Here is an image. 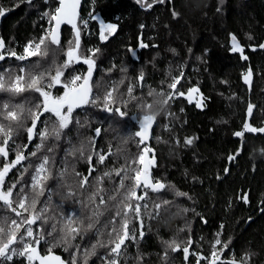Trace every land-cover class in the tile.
<instances>
[{
	"label": "trees",
	"instance_id": "obj_1",
	"mask_svg": "<svg viewBox=\"0 0 264 264\" xmlns=\"http://www.w3.org/2000/svg\"><path fill=\"white\" fill-rule=\"evenodd\" d=\"M146 3H152V7H142L136 0H83L80 21L87 20L88 23L85 26L78 21L80 54L89 56L90 49H99L93 56L92 84L93 96L98 97L100 103L75 110L73 122L67 128L72 137L67 139L64 130L59 140L49 138L38 150L39 137L29 143L27 136L26 128L31 126V119H22L23 127H19L15 122L3 119L2 105L21 104L26 110L39 94L34 91L20 95L0 92V123L14 129L8 145V161L15 158L17 151H23L28 157L8 174L5 184L19 180L14 198L24 187L31 199V176L43 157H49L51 178L37 204V211L47 208L48 222L38 220L32 225L35 233L44 231L49 243L59 234L57 231L53 236L47 235L53 224L59 230L72 216L77 221L83 219L86 225L94 211L103 212L96 228L70 241L68 251L63 247L53 248L68 264H71L73 254L78 264H83L85 250H90L98 240L107 243L110 226L106 229L104 225L114 216L115 206L126 189L121 190L115 201L109 200L110 196L116 195L115 190L124 175L121 173L118 183L112 178L104 181L100 187L105 191L92 203L90 197L98 187L96 175L81 187V180L72 186L75 174L92 165L88 161L89 155L92 161L95 160L92 167L97 168L98 173L101 164L97 161V148L101 139L104 150L108 151L104 154L107 159L103 169L113 172L114 167H128L142 147L138 146L136 126L129 115H144L147 111L143 105L147 104V98L153 101V96L148 93H154L161 86L168 93L172 78L183 73L180 87L182 90L199 87L204 106L196 109L182 101V112L169 117L172 129H162L159 125L160 130L149 139V145L157 154L152 175L166 187L160 192L148 190L145 200L138 201L142 206L143 239H139L137 228L138 224L140 229V222L130 214V228L136 231L138 239L127 242V256L121 259V264H185L181 251L169 249L167 261L163 259L164 242L176 240L183 247L189 238L194 244L198 239L196 246L202 253L211 249V239L219 238L221 246L230 241L228 251H232L234 257L242 260L250 254L248 264H264V133L242 131L245 122L256 127L264 122V48L260 47L264 44V0H164V3L146 0ZM57 6L58 0H31V3L28 0H0V8L5 10L4 15H0L4 51L24 54L29 41L38 42L51 27L44 12ZM174 12L177 15H173ZM101 21L117 26L116 32L104 41L99 35ZM231 33L244 46L247 60L231 52ZM139 39L148 46L138 51V57H133L131 53L137 48ZM60 40L59 46L48 45L47 57L33 56L21 61L8 56L0 63V73L6 77L25 75L30 78V73L48 69L54 75L56 68L66 60L69 41H74L71 26L62 28ZM248 66L253 72L250 90L242 80ZM21 67L25 68L24 73L20 72ZM87 70V65L73 63L65 70L64 77L67 72L70 76L86 75ZM47 82L46 78L44 84ZM146 85H149L148 91ZM130 86L133 88L131 94L128 93ZM113 88L116 89L113 92L116 103L127 113L125 118L101 109L105 93ZM50 91L53 95L63 94L60 86ZM164 98L158 100L159 108ZM249 104L254 105L251 116L247 112ZM54 120L55 117L50 118V114L45 113L37 124V131L43 130L45 122L51 128ZM98 127L101 131L95 140ZM236 132L244 135L237 137ZM2 139L0 137V141ZM187 140L192 143H186ZM110 148L111 155L108 154ZM32 152L36 155H30ZM3 163L5 161L0 157V167ZM131 167L139 165L131 164ZM21 173L23 179H20ZM128 175L132 173L129 171ZM67 183L72 184L69 189ZM125 184L130 186L132 181L127 180ZM144 191L137 189V194ZM177 191L187 195L178 196ZM245 195L247 203L242 199ZM101 196L107 201L106 205L99 204ZM165 200L167 204H164ZM156 204L161 205L159 210L155 208ZM5 216L20 219L0 203V219ZM119 220L120 217H116L117 226ZM49 243L42 241L41 250H48ZM108 252L109 248L97 246L96 254L88 257L87 264H105ZM138 256L142 260L138 261ZM0 264H27V261L14 257L12 261Z\"/></svg>",
	"mask_w": 264,
	"mask_h": 264
},
{
	"label": "snow or ice",
	"instance_id": "obj_2",
	"mask_svg": "<svg viewBox=\"0 0 264 264\" xmlns=\"http://www.w3.org/2000/svg\"><path fill=\"white\" fill-rule=\"evenodd\" d=\"M31 3V0H28ZM138 4L142 7L151 8L152 3H146V0H136ZM153 2L164 3V0H153ZM81 0H58V6L55 7L52 11H45L44 16L49 18V24L51 27L46 31L45 35L40 37L39 41H29V43L24 48V54H18L14 50L4 51L5 43L2 38H0V61L5 60L6 56L14 57L17 60H26L33 56L47 57L49 55L48 45L59 46L61 43L60 40V29L61 25L67 24L70 25L74 32V41H69V47L65 53L66 60L55 70V74L52 75L48 69H45L42 72H37L35 74H29L30 78H26L25 75H6L0 73V92H8L12 95H20L26 91H34L39 94L36 101L32 104L31 107L25 110L24 105L17 104L11 106L9 103H3V119L15 122L17 126L23 127L22 119L28 118L31 119V126L26 128L28 140L31 142L35 137H39L41 143L36 147L41 149L44 146V142L49 138L59 140L61 134L69 125L73 122V113L77 108H81L85 105L92 104L96 105L100 103L98 97L93 96V84H92V74L95 67V60L93 56L99 51V49H90L89 52L91 55L82 56L80 54L81 48V28L78 24L80 21V9ZM4 11L0 8V15H4ZM177 15V13H173ZM95 19L96 17H92ZM85 26H87L88 21H80ZM117 26L115 24H105L104 21L100 22V39L102 41L107 40L109 35H112L116 32ZM107 33L108 35H105ZM233 48L232 50L239 51L243 54V48L238 44L236 37H232ZM141 47H147V45L141 43ZM261 48H264V44L260 45ZM247 59L246 56L243 57ZM83 62L88 65V70L86 75H75L71 76L67 80H63L65 70L68 69L73 63ZM20 72L24 73L25 68L21 67ZM252 77L251 69L248 70L247 74L244 76L245 82L250 83ZM47 78V84H44L45 79ZM183 78V73L180 76L173 77L172 82L168 84V88L172 91L167 94L166 98L163 100V104H168L170 100L173 99L175 95L185 96L183 91L178 89L181 79ZM143 80V74L138 78ZM27 80V82H26ZM60 86L63 88L62 95H53L50 91L52 88ZM116 89L113 88L107 91L103 97L102 106L103 109L107 112H115L120 117H125L126 112L121 111L119 107L113 108L111 105L115 103L113 92ZM133 88L130 86L128 88V93L131 94ZM198 88H190L187 93V97L191 102L193 94L198 93ZM153 93L149 92L148 95L151 96ZM160 95H164L163 92ZM197 106H200L199 103ZM145 109H152L153 104L148 103L143 105ZM254 105L249 104L247 112L251 116L253 112ZM11 109V110H10ZM25 112L27 116L25 117ZM50 114L51 117H55V120L52 121V127L49 128L45 122V127L43 130L37 131V124L40 122L41 117L45 114ZM156 119V114L148 112L143 115L142 119L139 122V130L135 133V136L139 138L138 146L145 145L139 155L131 160L128 167H121L120 169L114 170L116 176H121V173L124 175L121 177L118 187L116 188V195L109 197V200L115 201L117 196L120 195L122 189H126L123 193V198L115 206L116 211L114 216L104 225L109 237L107 243L102 241H97L96 244L91 246L90 250H85V259L83 264H87V259L89 256L96 254L97 246L103 248H109L107 256L104 258L105 264H121V259L127 256L126 248L127 242L136 241L138 239L136 231L133 228H130L132 223V217L130 214H134V218L140 220L141 217V204L138 201L145 200L148 195V190L152 192H160L165 189L166 185L160 181H153L150 169L155 166V153L154 149L147 146L145 142L149 139L150 130ZM244 129L248 132H262L264 133V128H254L249 123L244 124ZM100 129H96V135L99 136ZM14 129L11 125L5 126L0 123V137H3L0 141V157L5 161L2 167H0V203L4 206L5 209L11 211L15 214L16 217L20 219H10L5 216L0 219V262L12 261L14 257H22L27 261V264H66V261L61 258V256L54 254L53 248L63 247L64 251H68L70 246V241L75 240L77 236H80L82 233H86L96 228V224L99 222V216L103 215V212L97 210L92 213V216L88 217L89 223L85 225L83 219L74 220L72 216H69L66 220L65 225L57 230L55 224L52 225V231L48 232V236H53L54 233L59 231L58 236L49 243L46 238L44 231L41 230L38 234L34 232L32 225L36 224L38 220L43 221L44 223L48 222V218L45 213L47 208L40 209L37 211V204L39 203V197L44 194L46 189L47 181L51 178V173L48 168L50 163L49 157L44 156L42 162L36 166L34 174L31 176V190L32 198L29 199L28 193L25 192L24 187H21L18 192L15 193L14 190L17 188L19 180L11 183L10 185L5 184L8 174L20 165L28 157L24 155L23 151H17L15 158L10 162L9 158V142L13 139ZM236 136H243V132H236ZM186 143L191 144V140H187ZM27 148V145L24 146ZM52 149L49 148V151ZM264 151V149H262ZM149 153H152L149 157ZM81 154H83L81 152ZM109 155H111V148L109 149ZM30 155L35 156L36 152H32ZM234 157H229L233 159ZM107 159V156L100 154L98 156V162L103 164ZM92 156H88V161L91 163ZM131 164L140 165V167L133 168ZM95 168L90 169L89 175L94 171ZM26 172L27 169L25 168ZM131 172L132 175H128V172ZM227 171V170H226ZM79 176V173H76ZM112 172H105L101 177H97V185L95 193L90 197L92 203H95V197L104 192L105 189L99 185L103 184L104 177H111ZM20 179H23V173H21ZM131 180L132 184L126 186L125 181ZM88 184V177L84 176L80 181V186L84 187ZM144 189L143 194L138 195L137 189ZM178 196H186L187 193L176 192ZM242 199L247 203V196H243ZM137 201V203H132ZM168 201L165 200L164 204H167ZM100 205H106L107 201L104 200L103 196L100 197ZM144 208H147V204L143 205ZM161 207L160 204H156L155 208L159 210ZM25 213L27 215H25ZM116 217H120L119 226H117ZM95 221V222H94ZM223 227V225L221 226ZM143 222L140 220V231L139 239H143ZM99 233V229H96ZM219 235V234H218ZM49 243L47 254L41 255L39 250V245L41 242ZM166 249L163 255V259L167 261L168 259V250L172 252L180 251L181 245L176 240L165 241ZM186 246L183 247L182 251L184 253V258L187 261L190 255V248L192 247L193 241L189 238L186 242ZM222 242L219 238L214 241L212 246V251L209 257H204L199 253L196 255V264H200L201 260H207L208 264H248V261L251 259V255H246L242 260L237 261L235 258L229 259L227 261L221 258L222 253L229 248L230 241L223 243L220 249H217L216 246L221 245ZM14 245H19L14 247ZM78 250V246H77ZM137 260H142V257L138 256ZM71 264H78L76 255L73 254Z\"/></svg>",
	"mask_w": 264,
	"mask_h": 264
},
{
	"label": "flooded vegetation",
	"instance_id": "obj_3",
	"mask_svg": "<svg viewBox=\"0 0 264 264\" xmlns=\"http://www.w3.org/2000/svg\"><path fill=\"white\" fill-rule=\"evenodd\" d=\"M141 43H143V44H145V45H147L148 43L147 42H142L140 39H139V44L137 45V48L136 49H134L133 51H132V56L133 57H136V55H137V57H138V54L140 53H138V51L139 50H141V49H143L144 47H141L140 45H141ZM148 46V45H147ZM138 53V54H137ZM7 57L8 56H6V58H5V60L7 59ZM5 60H3V61H0V63L1 62H4ZM88 66V65H87ZM71 76L68 74V72H67V76H65L64 78H63V80H66V79H69ZM243 80V82H244V80L245 79H242ZM140 81V84H141V80H139ZM252 81H253V79H252ZM180 84H181V81H180ZM180 84L177 86L178 87V89L180 90V91H183L184 93H186L190 88H188V89H186V90H182V88L180 87ZM251 84H252V82H251ZM246 86V85H245ZM251 86V85H250ZM146 87H147V91H148V88H149V85H146ZM193 88V87H192ZM195 88H198L199 89V92L198 93H194L193 94V97H192V100H191V102L189 101V99L187 98V97H185V96H178V95H175L174 97H173V99L172 100H170L169 101V103L168 104H163V102H162V106L159 108V102H158V100H160V98H163V97H165L166 98V96H167V94L168 93H170L172 90L171 89H169V92L167 93V92H165L164 91V89H163V87L161 86L160 87V89L159 90H157V91H155L153 94H152V96H153V101H150L148 98H147V104L148 103H151V104H153V107H152V109H150V110H148V109H146V113H148V112H151V113H155L156 114V119H155V121H154V123H153V125H152V129H151V132H150V136H149V139H153L154 138V135H155V133L157 132V130L159 131L160 129H158V127H159V125H161V127H162V129H166V130H171L172 129V127H171V120H170V116L171 115H177L178 113H180V112H182V107H183V104H182V101H185L188 105H192L193 107L195 106V108L196 109H203V106H204V99H203V94H202V92H201V90H200V88L199 87H195ZM246 88H248L247 86H246ZM161 92H163L164 93V95H160V93ZM164 98V99H165ZM115 100V103L113 104V105H111V107H113V108H116V107H119L120 109H121V107L120 106H122V105H118V103H116V100L117 99H114ZM199 103V105L200 106H197V104ZM117 104V105H116ZM124 108V107H123ZM102 110H103V112H105V113H115L114 111L113 112H107V111H105L104 109H103V107L101 108ZM159 109V111L157 112L156 110H158ZM121 111H122V109H121ZM145 113V114H146ZM144 114V115H145ZM157 114L159 115V116H162V119L160 118V117H158L157 116ZM143 117V114H136V113H131L130 115H129V117L128 118H130L131 119V121L135 124V126H136V132L139 130V120L141 119ZM125 118V117H124ZM248 121V120H247ZM262 122V125L260 126V127H256V126H254V125H252V124H250L252 127H254V128H264V122L263 121H261ZM245 123H247V122H245ZM244 123V124H245ZM259 125H260V123H259ZM242 131H245V129H244V125H243V129H242ZM65 132H66V138L68 139V138H70V137H72L71 135H69V133H67V129H65ZM238 137V136H237ZM149 139L145 142V144L147 145V146H149V147H151V144L149 145V143H148V141H149ZM142 147H141V149L145 146V145H141ZM141 149H140V151H141ZM97 151H98V156L100 155V154H105L106 152H108V151H105L104 150V146H103V141H102V139L100 140V144H99V147L97 148ZM151 155H152V153H149V157H151ZM156 155L157 154H155V162H157V157H156ZM98 156H97V161H98ZM94 162H95V160H93ZM93 161L91 160V163H92V166H93ZM41 163V162H40ZM39 163V164H40ZM99 163V162H98ZM38 164V165H39ZM101 164V163H100ZM101 168H99V171H98V173H97V168H95V167H93V168H95V170L94 171H92L91 172V175H89V176H87V172H88V165H87V167L84 169V170H82V171H80L79 172V176H77L76 174H75V176H74V180H75V184H68L67 183V187H68V189H69V187L72 185V186H75L76 184H77V182L78 181H80V179H82L84 176H87L88 177V180L89 179H91L92 180V178H93V175L95 174L96 175V178L97 177H101L102 175H103V173H105V172H109V169L108 170H104L103 168V164H101V166H100ZM139 167H140V165H139ZM116 169H118L117 167H114L112 170H113V174L111 175V177H104V181L105 180H108L109 178L111 179H113V180H115L117 183L119 182V177L120 176H116L115 175V172H114V170H116ZM150 171H151V175H152V171H153V167L150 169ZM152 178H153V181L155 182V181H157V179H155L154 177H153V175H152ZM71 178H67V180H70ZM96 181H97V179H96ZM104 181H103V183H104ZM159 181V180H158ZM99 186H102V185H99ZM142 189V188H141ZM140 220H142L141 219V217H140ZM140 220H138L139 222H140ZM137 228H138V233H139V231H140V229H139V227H138V224H137ZM192 241H193V244H192V246L194 245L195 247H191L190 248V255H189V257H188V260L186 261L185 260V258H184V253H183V251H182V249H183V247L184 246H186V245H182L183 247H181L182 249L180 250L181 251V258L184 260V262H185V264H196V255H195V253H199V254H201V255H203L204 257H209L210 256V253H211V251H212V246H213V244H214V241L216 240H210L211 242H212V246H211V249H209V251L207 252V250H205L203 253L202 252H200V251H198V249H197V246H196V244H197V240L198 239H196V243L194 244V240L193 239H191ZM209 241V242H210ZM41 245V244H40ZM40 245H39V250H40V253H41V255H44V254H46L47 253V251L48 250H41V248H40ZM217 247V249H220L222 246L221 245H218V246H216ZM53 252H55V251H53ZM233 252L232 251H228V249L227 250H225L223 253H222V256H221V258L223 259V260H225V261H227V260H229V259H232V258H235L237 261H240V259H238V258H236V257H234L233 256V254H232ZM64 259V258H63ZM65 260V259H64ZM66 261V260H65ZM67 262V261H66ZM68 264V263H67ZM200 264H208V261L207 260H201L200 261Z\"/></svg>",
	"mask_w": 264,
	"mask_h": 264
},
{
	"label": "bare ground",
	"instance_id": "obj_4",
	"mask_svg": "<svg viewBox=\"0 0 264 264\" xmlns=\"http://www.w3.org/2000/svg\"><path fill=\"white\" fill-rule=\"evenodd\" d=\"M82 2H83V0L81 1V4H82ZM80 9H81V6H80ZM80 9H79V12H80ZM65 25H67V24H64V25H61V27L63 28ZM70 26V25H69ZM61 32H62V29H61ZM61 32H60V37H61ZM234 36V34H230V39H229V44H230V46H231V52L232 53H238L239 55H240V57H241V59L242 60H247L248 59V57H247V55L244 53V46L243 45H241L240 44V42H239V40L236 38V40H237V42H238V44L240 45V47L241 48H243V54H241V52H239V51H233L232 50V48H233V44L231 43V40H232V37ZM244 56H246L247 57V59H244L243 57ZM79 63H82V64H84L82 61L81 62H79ZM86 65V64H85ZM249 69H251V67L250 66H248L247 67V69H246V72L242 75V79H244V76L247 74V72H248V70ZM94 71V70H93ZM252 79H253V72H252ZM252 79H251V82H252ZM251 82H250V84L249 83H246L245 82V80H244V83L247 85V87H248V90H250V88H251ZM187 93H188V91L185 93V97H187ZM188 98V97H187ZM195 107V106H194ZM77 109H79V108H77ZM201 109V108H200ZM142 119V118H141ZM140 119V120H141ZM140 120H139V122H140ZM99 128V127H98ZM100 129V128H99ZM152 129V128H151ZM150 132H151V130H150ZM97 138H98V136L96 135V137H95V140H97ZM185 138V137H184ZM29 143H30V141H29ZM18 166V165H17ZM93 167H92V165L91 164H89V167H88V172H87V176H89V171H90V169H92ZM227 169H228V167H227ZM226 169V170H227ZM228 171V170H227ZM226 171V172H227ZM81 180V179H80ZM54 254H56V255H59V256H61V254H59V253H56V252H54ZM61 258L63 259V257L61 256ZM64 260V259H63ZM66 264H67V262H66Z\"/></svg>",
	"mask_w": 264,
	"mask_h": 264
},
{
	"label": "water",
	"instance_id": "obj_5",
	"mask_svg": "<svg viewBox=\"0 0 264 264\" xmlns=\"http://www.w3.org/2000/svg\"><path fill=\"white\" fill-rule=\"evenodd\" d=\"M82 1V0H81ZM61 29H62V27H61ZM61 29H60V32H61ZM231 43L233 44V40H231ZM252 71V70H251ZM251 79H252V77H251ZM251 82V81H250ZM250 84V83H249ZM47 254V253H46ZM45 255V254H44Z\"/></svg>",
	"mask_w": 264,
	"mask_h": 264
}]
</instances>
